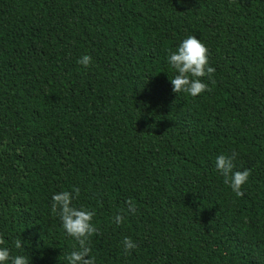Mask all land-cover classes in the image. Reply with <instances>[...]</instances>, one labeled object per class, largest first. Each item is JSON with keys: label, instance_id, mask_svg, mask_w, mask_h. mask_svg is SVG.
Masks as SVG:
<instances>
[{"label": "trees", "instance_id": "1", "mask_svg": "<svg viewBox=\"0 0 264 264\" xmlns=\"http://www.w3.org/2000/svg\"><path fill=\"white\" fill-rule=\"evenodd\" d=\"M189 35L215 68L195 97L167 61ZM73 187L95 264H264V0H0V247L68 264L51 202Z\"/></svg>", "mask_w": 264, "mask_h": 264}, {"label": "clouds", "instance_id": "2", "mask_svg": "<svg viewBox=\"0 0 264 264\" xmlns=\"http://www.w3.org/2000/svg\"><path fill=\"white\" fill-rule=\"evenodd\" d=\"M208 52L207 46L195 35L187 36L175 51H170L167 61L174 70V76L170 78L173 92H184L195 97L205 91H211L208 84L202 80L205 76L212 80L215 72V68L209 65ZM77 62L88 67L92 63V57L85 54ZM237 155L235 150L230 155L220 154L216 157L215 167L225 177V183L231 187L236 196L240 197L244 194L241 189L248 180L250 170L233 171ZM79 193L78 187H73L72 191L64 190L54 193L51 211L59 216L67 235L73 237L79 245L78 249H74L66 257L68 264H95V257L90 255L91 248L89 246V238L98 232L92 222L95 211L85 207L77 208L73 205V194L78 197ZM127 203L128 211L134 214L136 212L135 205L131 200ZM113 219L116 224H122L125 216L118 213ZM4 243V238L0 236V245H4ZM123 245L126 252L137 247L130 237L124 238ZM15 246L18 249L21 248V240L17 239ZM0 264H30V262L24 255L13 256L7 247H0Z\"/></svg>", "mask_w": 264, "mask_h": 264}]
</instances>
